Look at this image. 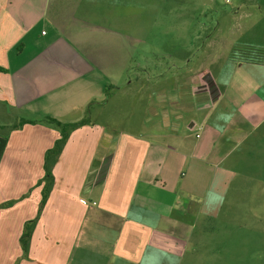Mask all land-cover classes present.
<instances>
[{
  "label": "crops",
  "instance_id": "crops-1",
  "mask_svg": "<svg viewBox=\"0 0 264 264\" xmlns=\"http://www.w3.org/2000/svg\"><path fill=\"white\" fill-rule=\"evenodd\" d=\"M163 2L0 0V264H194L264 139V54ZM47 117L88 118L49 160Z\"/></svg>",
  "mask_w": 264,
  "mask_h": 264
},
{
  "label": "rangeland",
  "instance_id": "rangeland-1",
  "mask_svg": "<svg viewBox=\"0 0 264 264\" xmlns=\"http://www.w3.org/2000/svg\"><path fill=\"white\" fill-rule=\"evenodd\" d=\"M157 8L168 28L216 32L215 47L238 43L243 55L264 54V0H164ZM251 31L257 51L245 44ZM140 59L137 50L134 61ZM255 147L251 162L239 168L238 184L213 221L208 241L192 251L194 264H264V139Z\"/></svg>",
  "mask_w": 264,
  "mask_h": 264
},
{
  "label": "trees",
  "instance_id": "trees-1",
  "mask_svg": "<svg viewBox=\"0 0 264 264\" xmlns=\"http://www.w3.org/2000/svg\"><path fill=\"white\" fill-rule=\"evenodd\" d=\"M1 71V70H0ZM108 87L106 88V98L108 96L107 93ZM90 113V108L88 107L87 111H86V115H88ZM43 121H46L47 123H51L53 125H55L56 127L59 128L60 130V139L54 144L53 148L50 149L47 154H46V160H49L50 158L55 157L56 155H58V153L60 152L62 143L64 141V139L67 137L68 133L74 129H76L79 126H82L84 124L87 123L88 118L85 117L82 120L75 122V123H68V124H63L58 122L57 120L47 117V118H43ZM51 179V174L48 170H46L45 173V180L46 183L47 181H49ZM46 192H48V187L46 185ZM29 236L28 230L26 229L25 232L22 235V247L25 248V245L27 243V237Z\"/></svg>",
  "mask_w": 264,
  "mask_h": 264
}]
</instances>
